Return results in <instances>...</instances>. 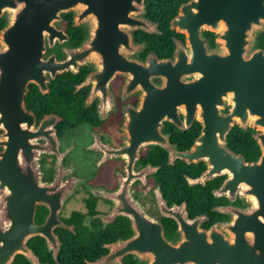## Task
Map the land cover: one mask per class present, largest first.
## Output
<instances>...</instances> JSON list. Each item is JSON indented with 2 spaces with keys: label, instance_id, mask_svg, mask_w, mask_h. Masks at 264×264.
<instances>
[{
  "label": "water",
  "instance_id": "1",
  "mask_svg": "<svg viewBox=\"0 0 264 264\" xmlns=\"http://www.w3.org/2000/svg\"><path fill=\"white\" fill-rule=\"evenodd\" d=\"M67 12H74L76 26L87 29L77 49L81 62L86 60V49L97 53L98 59L106 54L107 59L116 60V45H132L134 30L161 33L158 22L145 16V0H0V18L5 17L0 29V264H13L18 254L31 264H49L28 245L32 236L44 237L55 259L61 248L54 227L60 223L59 209L67 195L52 193L54 182L44 181L40 166L42 154L48 152V144L41 139L52 130H47L44 119L35 131L30 128L31 115L24 112L26 89L21 86L30 79L23 78V70L31 65L38 69L48 66L56 73L68 69L66 58L41 62L47 46L63 42L57 22ZM172 27L188 33L190 48L178 45L175 66L165 59L157 63L154 58L148 67L139 64L137 74L170 77L169 84L181 86V99L189 109L200 106L202 131L185 151V158L205 161L207 169L191 184H205L226 174L216 194L228 193L231 201L240 196L247 205L219 209L231 218L208 229L200 228L201 217L175 215L179 232L183 236L185 230L190 236L175 243L165 238L158 222L148 218L145 235L152 242L136 241V230V235L111 245L108 254L91 264H122L128 253L148 264H264V48L257 46L264 31V0H188L180 5ZM203 29L217 33L216 47L207 44ZM180 76L186 81H177ZM189 76L195 78L188 81ZM236 125L254 129L252 137L261 148L257 160L249 161L229 147L228 133ZM23 160L36 165L35 174L19 175L18 164ZM23 191L27 198L35 196L33 204L50 208L43 224L35 222L29 203L20 206ZM5 192L9 199L3 206ZM56 199L58 205L54 206ZM143 245L149 247L148 254L136 251H146L140 248Z\"/></svg>",
  "mask_w": 264,
  "mask_h": 264
},
{
  "label": "flooded vegetation",
  "instance_id": "2",
  "mask_svg": "<svg viewBox=\"0 0 264 264\" xmlns=\"http://www.w3.org/2000/svg\"><path fill=\"white\" fill-rule=\"evenodd\" d=\"M72 14L74 24V12ZM145 16L158 22L148 17V10ZM172 19L170 33L163 37L166 40L170 36L173 43L168 54H158L148 47L147 40H142L146 34H163L158 22L161 33L138 29L133 31L132 45L118 43L116 60L107 59L106 54H100L98 59L97 53L86 49L83 53L86 60L81 62L77 49L86 38L87 29L77 26L80 30L74 33L63 26V18L57 26L63 30L64 40L57 41L53 47L47 46L41 62L49 63L53 59L57 63L66 58L70 62L68 69L56 73L57 70L48 66L38 69L31 65L23 70L26 74L23 78H30L26 86H21L26 89L24 112L31 115L30 128L35 131L44 119L48 122L47 130H52L48 135L50 139H41L48 144V152L42 154L40 163L43 179L54 182L53 194L67 195L62 200L60 223L54 227V233L61 242L60 251L66 243L65 254L76 264L82 259L91 264L108 254L111 245L136 235V230V241L152 242L153 238L145 235L150 224L148 218L158 222L165 238L175 243L190 238L185 230L183 236L179 232L175 215L188 213L192 219L201 217L200 228L208 229L231 218L219 209L247 205L240 196L231 201L228 193L216 194L226 174L205 184H191V180L199 178L207 169L205 161L188 162L185 158V151L202 131L200 106L196 108V104L195 110L189 109L181 99V86L169 84L170 77L137 74L139 64L148 67L154 58L157 63L165 59L175 66L178 45L190 48L188 33L173 28ZM211 32L213 37H210ZM202 33L207 44L216 47L217 33L210 29H203ZM138 46L142 48L138 50ZM177 81L186 80L180 76ZM238 128L241 127L234 126L228 136L235 130L237 138L246 140L247 132L251 129V136L254 132L250 127L241 128L245 132L240 133ZM18 172L22 177L33 175L36 165L20 161ZM6 195L2 198L3 206L9 199ZM34 198L33 195L27 198L23 191L20 206L29 203L35 222L43 224L50 208L33 204ZM53 205H58V199ZM36 237L42 236L28 240L32 249ZM140 248L146 251H136L150 252L147 245ZM50 253L54 258L53 252ZM54 260L58 262L59 258ZM132 263L148 264L140 261L136 254L123 256L122 264Z\"/></svg>",
  "mask_w": 264,
  "mask_h": 264
},
{
  "label": "trees",
  "instance_id": "3",
  "mask_svg": "<svg viewBox=\"0 0 264 264\" xmlns=\"http://www.w3.org/2000/svg\"><path fill=\"white\" fill-rule=\"evenodd\" d=\"M183 0H146L148 17L159 22V28L163 31L161 36L153 34L143 36L142 40H147L148 47L153 49L158 54H168L173 47L171 37L168 36L166 40L163 37L166 34H169L170 30V21L172 17L178 12L180 4ZM63 26L73 31L80 30V27H77L73 24V14L72 12L63 13ZM5 23V17L0 18V29ZM210 37H213V33H210ZM257 46L264 48V31L261 32L258 36ZM235 131V130H234ZM232 131L228 136L229 146H231L235 151L242 152L246 159L255 160L261 154V148L256 139L251 136L252 130L250 129L247 133L246 140L243 138H237V132ZM237 131V130H236ZM240 133L245 132L243 129H239ZM33 249L36 254H38L42 261H48L50 264H76L73 260L70 259L68 254H65L67 251L68 245L64 243L60 254L59 261H55L52 257L50 251L47 249L46 242L42 237L34 238V243L32 244ZM128 261V260H127ZM135 263V262H133ZM132 263V264H133ZM13 264H31L28 259L22 255L18 254L13 262ZM80 264H86L82 259Z\"/></svg>",
  "mask_w": 264,
  "mask_h": 264
}]
</instances>
